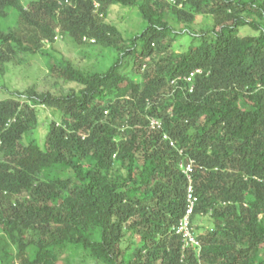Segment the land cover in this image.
I'll list each match as a JSON object with an SVG mask.
<instances>
[{
    "label": "trees",
    "instance_id": "obj_1",
    "mask_svg": "<svg viewBox=\"0 0 264 264\" xmlns=\"http://www.w3.org/2000/svg\"><path fill=\"white\" fill-rule=\"evenodd\" d=\"M35 57L52 86L0 83V264H264V0H0V77ZM190 160L199 253L174 230Z\"/></svg>",
    "mask_w": 264,
    "mask_h": 264
},
{
    "label": "rangeland",
    "instance_id": "obj_2",
    "mask_svg": "<svg viewBox=\"0 0 264 264\" xmlns=\"http://www.w3.org/2000/svg\"><path fill=\"white\" fill-rule=\"evenodd\" d=\"M129 11V10H128ZM128 22L123 23L125 29L128 30V35H131L133 32L140 31L142 28L141 21L139 20L138 14L135 12L131 13L128 17ZM208 20L206 18L199 17L197 19L195 29H198L200 26L204 24H208ZM178 30V26H175ZM242 32L245 30L242 29ZM185 39L180 40L176 46L178 50H184L187 47V43ZM49 48L48 46H46ZM55 53H59L64 55V57L68 58L74 64L80 65V67H87L90 64H96L99 61L98 68L103 69L108 67L113 57L110 58H102L95 57L98 55V51L95 52L94 55L88 53V50H83L80 48H76L71 41L68 39H63L58 37L55 45L53 46ZM100 59V60H99ZM42 57L33 58L28 64H22L20 66L16 65H8L5 69V74L3 77H0V83L5 84L11 90H24L30 87L32 84L37 85L38 89H42L45 87L52 86V81L49 79L47 62L43 61ZM37 83V84H36ZM66 86V85H64ZM68 86V85H67ZM39 112V126L34 134H32L31 139L36 141L37 143H42V140L47 131V122L49 119L54 118L52 111L40 107L38 109ZM59 264H98L91 258L87 256L86 253L80 250H74V252H70L67 260L60 261Z\"/></svg>",
    "mask_w": 264,
    "mask_h": 264
},
{
    "label": "built area",
    "instance_id": "obj_3",
    "mask_svg": "<svg viewBox=\"0 0 264 264\" xmlns=\"http://www.w3.org/2000/svg\"><path fill=\"white\" fill-rule=\"evenodd\" d=\"M195 73H200V70H197L196 72L192 73L187 79V82H191L193 79ZM192 90V88L190 89ZM151 126L161 128V124L159 121H156L154 119H151ZM165 139H167V136H164ZM171 145H173L171 143ZM180 170L183 172V174L186 176L188 181V188H187V194H186V207H185V213L183 217L178 222V225L174 228L176 235L180 236L182 240L183 249L188 247H193L197 253L200 251V243L196 238V235L192 229L191 221L192 216L194 214V210L198 204V198L195 195L194 187H193V181H192V173H193V161H189L187 164L185 162H181Z\"/></svg>",
    "mask_w": 264,
    "mask_h": 264
}]
</instances>
